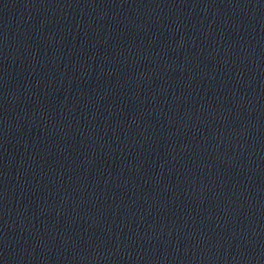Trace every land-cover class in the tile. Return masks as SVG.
Returning a JSON list of instances; mask_svg holds the SVG:
<instances>
[{
	"label": "water",
	"instance_id": "95a60500",
	"mask_svg": "<svg viewBox=\"0 0 264 264\" xmlns=\"http://www.w3.org/2000/svg\"><path fill=\"white\" fill-rule=\"evenodd\" d=\"M0 264H264V0H0Z\"/></svg>",
	"mask_w": 264,
	"mask_h": 264
}]
</instances>
